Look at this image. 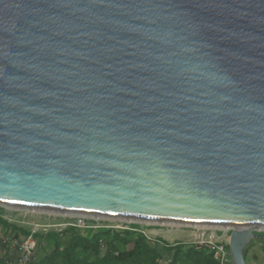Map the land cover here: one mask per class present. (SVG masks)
<instances>
[{
	"label": "water",
	"instance_id": "obj_1",
	"mask_svg": "<svg viewBox=\"0 0 264 264\" xmlns=\"http://www.w3.org/2000/svg\"><path fill=\"white\" fill-rule=\"evenodd\" d=\"M0 203L231 225L264 244V0H0Z\"/></svg>",
	"mask_w": 264,
	"mask_h": 264
},
{
	"label": "trees",
	"instance_id": "obj_2",
	"mask_svg": "<svg viewBox=\"0 0 264 264\" xmlns=\"http://www.w3.org/2000/svg\"><path fill=\"white\" fill-rule=\"evenodd\" d=\"M0 228L6 231L10 226L0 218ZM85 234L80 236L71 230L62 249L56 243L49 254L31 264H217L211 253L196 246L186 250L176 248L172 250L170 261L161 263L154 247L135 231L99 229ZM100 241L104 243L102 252L99 251ZM249 247L244 251V260ZM0 264H5L3 256H0Z\"/></svg>",
	"mask_w": 264,
	"mask_h": 264
},
{
	"label": "rangeland",
	"instance_id": "obj_3",
	"mask_svg": "<svg viewBox=\"0 0 264 264\" xmlns=\"http://www.w3.org/2000/svg\"><path fill=\"white\" fill-rule=\"evenodd\" d=\"M32 211V210H31ZM0 218L2 221L6 222L10 228L0 229V256L3 255V245L1 244V238H6V234L9 236L16 234L19 236L28 235L31 228L26 226L27 222L33 224H45L47 222H61L62 219L74 218L73 216H64L61 214L53 215L41 212L30 213L28 211H19L16 209H7L0 206ZM93 218L95 217H86ZM99 224L107 227H119L128 231H135L140 234L143 231L149 238L155 239L153 243L148 242L151 247L158 253L159 261L161 263H168L172 258L173 251L176 248L186 250L192 245L190 244L192 239V229L189 227H166L158 224H142V223H120L110 219H99ZM209 231H216V236L218 241H227L230 235V228L224 229H211L206 228ZM123 230V231H124ZM71 230L63 231L62 233L55 232H43L41 229L35 231V238L38 240L39 244L37 246V258L39 259L43 256L49 254L54 245L57 243V247L62 249L67 241L69 232ZM73 231V230H72ZM5 234V235H4ZM80 236H85V233H78ZM13 237H16L15 235ZM263 244V243H261ZM264 245V244H263Z\"/></svg>",
	"mask_w": 264,
	"mask_h": 264
},
{
	"label": "built area",
	"instance_id": "obj_4",
	"mask_svg": "<svg viewBox=\"0 0 264 264\" xmlns=\"http://www.w3.org/2000/svg\"><path fill=\"white\" fill-rule=\"evenodd\" d=\"M99 219L74 217L62 219L61 222H47L43 225L33 224L27 222L26 226L31 228L28 235L19 236L13 234L6 238H1L3 245V257L5 264H31L38 256L37 246L38 240L35 238V231L41 229L43 232L62 233L66 230H73L78 233L95 232L103 229L108 231H122L124 229L115 227H107L99 224ZM1 229V228H0ZM192 229V228H191ZM191 245L199 247L204 251L211 253L213 260L217 264H232L228 249V240L218 241L216 231H209L206 228L192 229ZM140 233L146 238L148 242L153 243L155 239L149 238L143 231ZM5 235V234H4ZM16 237H13V236ZM104 250V243L99 242V251Z\"/></svg>",
	"mask_w": 264,
	"mask_h": 264
},
{
	"label": "bare ground",
	"instance_id": "obj_5",
	"mask_svg": "<svg viewBox=\"0 0 264 264\" xmlns=\"http://www.w3.org/2000/svg\"><path fill=\"white\" fill-rule=\"evenodd\" d=\"M0 206L5 207L7 209H16L19 211H28L30 213L34 212H41V213H47V214H53V215H64V216H73V217H95L96 219H110L113 221H117L120 223H142V224H158L161 226L166 227H190L193 230L200 229V228H211V229H224L227 230L231 228V225H216V224H202V223H188V222H177V221H166V220H144V219H138V218H132V217H120V216H103V215H92V214H81V213H72V212H60V211H54V210H48V209H38V208H27V207H18V206H12L8 204H2L0 203ZM32 210V211H31ZM258 229H264L263 227H255Z\"/></svg>",
	"mask_w": 264,
	"mask_h": 264
},
{
	"label": "crops",
	"instance_id": "obj_6",
	"mask_svg": "<svg viewBox=\"0 0 264 264\" xmlns=\"http://www.w3.org/2000/svg\"><path fill=\"white\" fill-rule=\"evenodd\" d=\"M245 264H264V245L253 243L246 254Z\"/></svg>",
	"mask_w": 264,
	"mask_h": 264
}]
</instances>
